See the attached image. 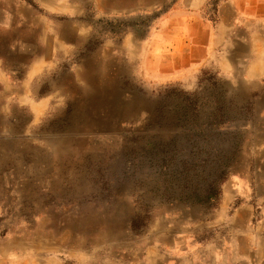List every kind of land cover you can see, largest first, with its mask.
Listing matches in <instances>:
<instances>
[{
	"label": "rangeland",
	"instance_id": "374dc122",
	"mask_svg": "<svg viewBox=\"0 0 264 264\" xmlns=\"http://www.w3.org/2000/svg\"><path fill=\"white\" fill-rule=\"evenodd\" d=\"M85 1L58 15L46 0H0L13 43L37 17L80 33L37 74L0 57V261L264 264V82L215 69L162 81L143 62L159 12ZM21 8L35 27L17 22Z\"/></svg>",
	"mask_w": 264,
	"mask_h": 264
},
{
	"label": "crops",
	"instance_id": "0c3cea01",
	"mask_svg": "<svg viewBox=\"0 0 264 264\" xmlns=\"http://www.w3.org/2000/svg\"><path fill=\"white\" fill-rule=\"evenodd\" d=\"M46 2L53 8L51 13L72 14V0ZM79 3L87 5L85 0ZM96 3L112 13L120 8V0ZM127 6L132 14H160L156 23L159 30L151 28L148 32V56L143 61L145 70L160 80L194 78L203 69H215L226 77L264 82V0H127ZM21 10L27 16L17 15V22L30 21L35 27L32 14L26 8ZM37 20L42 25L39 29L31 27V35L22 36L21 43H13L4 31L0 33V57L8 68L37 74L61 60L59 54L70 53L73 40H80L78 28L69 18L58 27L47 24L43 18ZM158 44L161 56L150 57ZM4 251L5 245L1 244V257L6 256ZM152 254L148 264H168L162 262L167 253Z\"/></svg>",
	"mask_w": 264,
	"mask_h": 264
},
{
	"label": "bare ground",
	"instance_id": "6f19581e",
	"mask_svg": "<svg viewBox=\"0 0 264 264\" xmlns=\"http://www.w3.org/2000/svg\"><path fill=\"white\" fill-rule=\"evenodd\" d=\"M78 138V137H77ZM63 141H68V140H63ZM82 141V140H81ZM80 141V142H81ZM68 143L69 142H63V145H64V149L63 148H57V154H61V153H63V152H65V153H68V151H67V146H68ZM74 143V142H73ZM82 143V142H81ZM70 146V145H69ZM81 149V148H80ZM76 151H78V150H76ZM75 151V152H76ZM83 151V150H82ZM39 156H37L36 158H37V167H38V169H35L34 170V177H35V179H36V181L39 183V182H41L43 179H44V176H45V174H46V169H47V166H48V162H47V160H46V158H44V155L41 157V155L40 154H38ZM83 155V154H82ZM9 159V158H8ZM96 159V158H95ZM11 163V162H10ZM0 164H2V163H0ZM76 166V165H75ZM1 167V166H0ZM5 168H6V166H5ZM50 169V168H49ZM7 170V169H6ZM68 170V169H67ZM49 171V170H48ZM71 172V171H70ZM73 174V173H72ZM1 175H2V173H1ZM64 176V175H63ZM69 180V179H68ZM79 181H78V184L79 185H81V181H82V179H78ZM29 188H30V184L29 183H23L22 184V187L19 189V194H20V197L21 198H23V197H27V196H29ZM68 225V224H67ZM62 226V225H61ZM61 228V227H60Z\"/></svg>",
	"mask_w": 264,
	"mask_h": 264
}]
</instances>
